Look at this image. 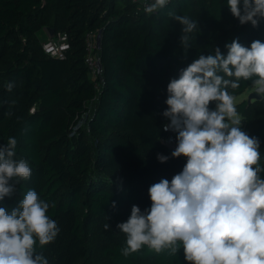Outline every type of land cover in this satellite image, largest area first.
Returning a JSON list of instances; mask_svg holds the SVG:
<instances>
[{
	"label": "trees",
	"instance_id": "obj_1",
	"mask_svg": "<svg viewBox=\"0 0 264 264\" xmlns=\"http://www.w3.org/2000/svg\"><path fill=\"white\" fill-rule=\"evenodd\" d=\"M143 9L131 0H0V145L15 138V159L31 168L29 179L12 181L16 191L0 206L18 207L28 190L49 204L59 232L36 246L48 264H189L182 245L175 255L145 246L124 256L126 234L117 225L134 205L146 213L150 186L170 182L186 164L161 142L170 123L163 115L170 80L217 47L226 55L234 39L248 47L264 42V19L258 27L241 25L227 0H171L151 14ZM169 12L197 21L187 47L183 26ZM44 27L68 34L65 59L43 51ZM89 33L98 35L96 79L86 64ZM252 80L228 91L236 99ZM236 108L244 131L260 142L264 167V97Z\"/></svg>",
	"mask_w": 264,
	"mask_h": 264
},
{
	"label": "clouds",
	"instance_id": "obj_2",
	"mask_svg": "<svg viewBox=\"0 0 264 264\" xmlns=\"http://www.w3.org/2000/svg\"><path fill=\"white\" fill-rule=\"evenodd\" d=\"M168 2L152 0L143 10L151 14ZM227 5L241 25L258 27L264 19V0H227ZM168 15L183 26L181 42L187 47L197 21ZM225 47L226 55L218 47L214 54L200 55L167 85L163 115L170 123L164 131L178 134L171 155L186 157V164L170 182L162 179L150 186L146 213L134 205L127 221L117 225L126 234L124 256L145 246L156 254L167 250L175 255L182 245L189 264H264L260 142L241 129L235 97L228 91L237 89L241 79L256 77L254 91L264 96V42L257 39L248 47L234 39ZM12 87L7 85L9 91ZM16 147L11 137L0 145V202L14 195L13 180L31 177L27 161L15 159ZM157 159L163 163L168 157L158 154ZM48 208L35 190H28L10 211L0 206V264H48L36 251L37 242L43 247L59 232Z\"/></svg>",
	"mask_w": 264,
	"mask_h": 264
},
{
	"label": "built area",
	"instance_id": "obj_3",
	"mask_svg": "<svg viewBox=\"0 0 264 264\" xmlns=\"http://www.w3.org/2000/svg\"><path fill=\"white\" fill-rule=\"evenodd\" d=\"M171 0H169L170 2ZM132 3L138 4L144 8L146 3H151L152 0H131ZM156 12V11H155ZM97 33H89L86 39V64L90 70L92 78L96 79L102 72L101 62L96 55L97 49ZM43 51L50 57L63 60L66 58L71 49L70 39L66 32H55L42 43ZM34 110V109H33ZM32 110V111H33ZM164 130V128H163ZM168 133L161 142L170 150L174 151L177 146L176 136L174 131H164ZM184 158L183 156H181Z\"/></svg>",
	"mask_w": 264,
	"mask_h": 264
},
{
	"label": "rangeland",
	"instance_id": "obj_4",
	"mask_svg": "<svg viewBox=\"0 0 264 264\" xmlns=\"http://www.w3.org/2000/svg\"><path fill=\"white\" fill-rule=\"evenodd\" d=\"M38 36H39V39H40V43L42 45L43 42H45L47 40V38L50 36V31L48 28L44 27L42 29H40V31L38 32ZM43 48V47H42ZM253 94H257L255 91H254V86H251L247 89V91L239 96L238 98L235 99V104H239L241 103L242 101H247L249 102L250 100V96L253 95ZM259 95V94H257ZM264 96H261V99H256V98H252L250 100V104H253L255 103V101H259V100H262ZM215 109V108H214ZM239 119L241 121V129L244 131V126H245V119L239 115Z\"/></svg>",
	"mask_w": 264,
	"mask_h": 264
},
{
	"label": "water",
	"instance_id": "obj_5",
	"mask_svg": "<svg viewBox=\"0 0 264 264\" xmlns=\"http://www.w3.org/2000/svg\"><path fill=\"white\" fill-rule=\"evenodd\" d=\"M50 31H51V34L54 35V33H55L54 29H50ZM252 98L261 99V96L257 95V94H253V95L250 96V100ZM250 100H249V103H250Z\"/></svg>",
	"mask_w": 264,
	"mask_h": 264
},
{
	"label": "crops",
	"instance_id": "obj_6",
	"mask_svg": "<svg viewBox=\"0 0 264 264\" xmlns=\"http://www.w3.org/2000/svg\"><path fill=\"white\" fill-rule=\"evenodd\" d=\"M49 31H50V29H49ZM50 36H52L51 31H50Z\"/></svg>",
	"mask_w": 264,
	"mask_h": 264
}]
</instances>
